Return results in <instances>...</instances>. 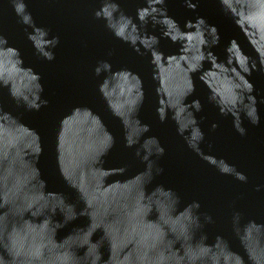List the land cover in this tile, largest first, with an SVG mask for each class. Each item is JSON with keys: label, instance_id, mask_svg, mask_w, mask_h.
Wrapping results in <instances>:
<instances>
[{"label": "water", "instance_id": "water-1", "mask_svg": "<svg viewBox=\"0 0 264 264\" xmlns=\"http://www.w3.org/2000/svg\"><path fill=\"white\" fill-rule=\"evenodd\" d=\"M0 264H264V0H0Z\"/></svg>", "mask_w": 264, "mask_h": 264}]
</instances>
